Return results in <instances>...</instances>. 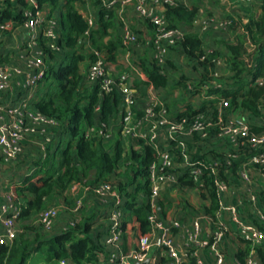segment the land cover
I'll use <instances>...</instances> for the list:
<instances>
[{
	"label": "built area",
	"instance_id": "2783aa9c",
	"mask_svg": "<svg viewBox=\"0 0 264 264\" xmlns=\"http://www.w3.org/2000/svg\"><path fill=\"white\" fill-rule=\"evenodd\" d=\"M5 1L0 0V8L5 6ZM97 1L107 10L113 9L116 4L120 8L132 4L137 18L148 22L153 28V35L147 42L153 48L152 60L164 73L166 50L180 44L186 32L180 26L170 25L165 11L157 9V6L160 3L166 6L177 1ZM238 1L241 4L255 5L258 13L260 12L262 0ZM28 2L34 10H23L25 37L16 44L23 51L20 55L22 64L10 61L0 63V95L9 98L0 100V162L3 163H10L21 155L28 141L34 142L43 158L59 138V121L47 117L32 104L36 87L43 80L48 68V53L61 51L59 24L55 16H49L37 6L36 0ZM86 19L89 27H92V19ZM234 21V16L207 17L200 22V30H225ZM13 24L10 21L0 23V43ZM240 31L243 33V28ZM88 33L87 30L84 35L87 36ZM122 43L126 46L138 44L137 34L125 27ZM93 53L95 58L86 69L85 81L98 84L100 94L118 91L121 101L114 118L107 122L97 118L93 124L85 126L83 132L85 137L97 138L104 146L110 145L118 134L119 139L130 140L134 149L137 144H142L154 150L155 159L148 166L147 173L149 192L138 194L145 198L150 230L141 233L134 219L125 218V193L115 183L109 179L88 182L90 177L71 184L72 204H50L38 213L34 222L48 235L55 218L61 210H65L71 215L63 229L65 231L82 221L85 210L91 206L94 212L90 220V233L100 246L95 264H183L188 249H179L174 241V231L186 226L178 219L162 218V197L167 191L176 192L182 186L178 177L183 174H187L194 184L185 187H193L199 191L207 189L205 177H208L212 178L218 197V209L213 215L209 214L216 219L217 227L208 238L199 239L202 228L199 218H195L190 223L189 238L210 249L214 256L213 264H223V253L219 244L228 230L223 218L226 213L238 235L251 246L243 264H260L257 250L264 247V211L256 207L258 198L252 189L251 172H258L264 180V131H251L252 122L243 115H233L228 109V98H217L213 95L207 98H217V101L207 104L201 111L190 115H171L167 105L157 94H139L137 86L133 85L134 74L121 73L112 76L101 51L94 50ZM134 68L140 71L137 64ZM213 75L216 76V72ZM255 83L263 85L264 78H257ZM201 87L207 90L211 87L221 88L223 84L212 81L202 84ZM186 88L192 92L195 82L187 80ZM95 111H99V105L95 106ZM193 138L211 142L221 140L225 145L241 152L244 158L238 179L246 186V200L254 207L257 222L244 220L239 206L224 200V194L230 189L235 157L232 148L211 153L213 155L207 158L196 157L188 145L189 139L195 141ZM19 183L10 182L5 189L0 186V245H11L21 232L20 215L26 206V199L13 189V185ZM126 237L131 239L127 241ZM190 256L195 257L196 253L191 252ZM195 264L208 263L196 259Z\"/></svg>",
	"mask_w": 264,
	"mask_h": 264
},
{
	"label": "trees",
	"instance_id": "16d2710c",
	"mask_svg": "<svg viewBox=\"0 0 264 264\" xmlns=\"http://www.w3.org/2000/svg\"><path fill=\"white\" fill-rule=\"evenodd\" d=\"M84 1L36 0L39 8L48 6L50 11H59L56 18L59 24L61 51L48 53V68L43 80L37 85V98L32 104L47 117L57 119L60 131L54 147H50L43 160L35 162L34 171L26 175L19 184L13 185L14 191L25 197L26 206L20 215L21 232L17 238L11 245H0V264H28L31 260H39L45 264H63L61 261L66 264H95L100 246L90 233V220L93 216L83 218L74 227L51 235L44 234L39 225L36 226L30 221L46 207V199L53 194L63 196L64 200L70 199L72 204V183L88 177V182L106 180L119 166L123 167V176L126 178L118 187L125 193V215H129L130 219L138 223L141 233L150 230L145 198L141 196L142 198L137 199L139 193L149 192L147 173L148 166L155 159L154 150L141 144L139 149L131 147L128 152H124L119 138L112 141V148L107 150L99 139L85 137L83 132V127L93 124L97 118L104 122L114 118L121 101L120 93L116 90L110 94H100L98 84L88 85L91 89L84 90L87 92L80 89L85 83L80 64L86 58H95L93 52L86 55L80 51V40L87 38L97 49H104L109 61L115 59V52L121 46L119 39L111 38L114 28L112 11L100 6L97 28L89 27L79 7ZM26 9L34 10L28 0H6L5 6L0 8V23L24 22L23 10ZM197 10L195 4L175 2L166 4L164 14L170 25L179 26L181 23L191 24ZM240 28H243L244 32L237 34L235 40L227 44L228 54L225 60L231 71L229 83L224 82L226 85L221 88H208L206 95L228 98V109L243 110L260 120L259 124L252 122L251 131H264V84L255 83L257 78H264V0L260 5L259 14L249 16ZM87 30L89 33L85 36L84 32ZM179 45L187 58L194 60L196 65L202 68L204 73L201 83L207 82L212 76L219 53L216 50L206 53L200 35L194 30L187 31ZM248 46L253 47L249 60L246 57ZM5 61L7 58L0 53V63ZM140 66L146 76L145 84H151L155 88L167 85L166 74L161 72L159 65L152 59L141 58ZM201 83L195 86L194 91H198ZM43 84H46V87L40 91ZM217 98L205 101L198 109L187 106L179 115L201 111L207 104L217 101ZM96 105H99L98 112L95 111ZM57 151L60 161L55 166L53 160ZM207 153L199 154L197 151L194 155L206 158ZM237 166L238 162L234 161L233 168ZM178 180L183 186L194 185L187 174L179 176ZM205 185L209 201L205 211L213 215L219 205L212 178L205 177ZM260 198L264 203V192ZM126 239L128 241L131 238ZM258 255L261 264H264V253L261 249H258ZM237 256L243 261L241 252ZM188 264H194L193 257L189 259Z\"/></svg>",
	"mask_w": 264,
	"mask_h": 264
},
{
	"label": "crops",
	"instance_id": "0c3cea01",
	"mask_svg": "<svg viewBox=\"0 0 264 264\" xmlns=\"http://www.w3.org/2000/svg\"><path fill=\"white\" fill-rule=\"evenodd\" d=\"M177 2H182L184 4H195L198 7L197 14L195 18L193 19L191 24H184L181 23L179 26L185 30V32L194 30L198 32L202 39V47L203 50L207 53L209 51L216 50L219 53V57L216 59L214 64V70L212 72V76L207 82H217L222 83L223 86L226 85L225 83L228 81L218 80V72L216 71L218 65H227L225 57L228 54L227 44L231 43L235 40L236 35L239 33H242L240 31V26L245 23L249 16H251V8L254 5H248V4H241L238 0H175ZM100 7V4L97 0H85L82 5H80V10L84 14L85 17L91 18L93 21V28H97V15H98V9ZM166 6L164 4H159L157 6V9L164 10L165 11ZM42 10L46 14L53 15L57 17L59 14L58 10L50 11V7L43 6ZM112 11V24L114 26L113 30L115 29L116 39H119L121 42V46L116 50L115 52V59L112 61H106L107 68L109 69V73L112 76H117L121 73H132L135 76V79L133 81V85L137 86L139 94L142 96H147L148 94L151 95L152 93H155L158 95V97L167 105L169 103L172 106V100H171V93L175 92L174 86L171 85L175 83L173 80L174 78L171 77V72H174L172 65L169 63V61L173 60L175 57V50H180L182 52V55L178 62L182 61L183 57L186 56V54L183 51V48L181 45H175L166 50V63L164 65V74L167 76V85L165 87H159L155 88L151 84H145L146 76L144 74L142 66H140V59L141 58H148L149 60L152 59L153 54V48L147 42L152 35H153V28L152 26L143 20H140L137 18L135 11L133 9L132 4H128L127 6H124L123 8H120L118 4H116ZM223 16H234L235 21L234 24L225 30H214V29H208L205 31L200 30L201 21L204 20L207 17H223ZM22 23H15L13 24V30L7 35L4 36L3 42H5V39L8 38L10 44L13 45V49L15 54L13 56H8L7 52L4 50V47H1L0 43V53L2 56H5L7 58V61L14 62L17 64H22V60L20 58V55L22 54V50L17 48L16 44L22 41L25 37L26 29L22 25ZM127 27L132 32L136 33L139 39V43L135 45L126 46L122 43V33L123 29ZM84 41L89 40L87 38L84 39ZM224 44L225 46V56L220 54L219 46ZM97 50V49H95ZM174 50V51H173ZM94 51V50H93ZM92 51V52H93ZM103 54L102 50H100ZM135 52V53H134ZM104 55V54H103ZM132 56V57H131ZM132 59V60H131ZM190 60V59H189ZM135 61H138V63H135ZM139 66L140 71H137L134 66ZM197 66L196 76L192 78H188L185 80V89L187 91V97L195 98L196 96H201V105L208 99L206 95V90H203L201 85V77L203 75V70L201 67ZM228 66V65H227ZM81 71V70H80ZM216 72V76L213 75V73ZM193 73V72H192ZM83 75V82L85 84L90 85L88 82L85 81V75ZM193 75V74H192ZM217 77V78H216ZM187 80H193L198 81L201 85L198 87V91H188L186 88V81ZM205 82V83H207ZM225 82V83H224ZM173 88V89H172ZM35 94L33 96L34 100L37 98V87L35 90ZM8 100L9 98H6L3 95H0V100ZM166 99V100H165ZM194 102V100H193ZM206 104V103H205ZM180 106L177 107L175 110H173L172 106L169 111L171 115H179L181 112H184L188 105L179 104ZM200 105V104H199ZM200 105V106H201ZM192 109H198L199 106L195 103L191 104ZM231 113L235 116L244 115L250 122L254 119L256 124H259L260 120L258 118H253L249 115V113L244 112L243 110H231ZM261 123V122H260ZM86 126V125H85ZM84 128V127H83ZM189 148L191 149L192 141L189 140L188 142ZM141 144H138L136 147L139 149ZM231 149L232 147L225 145V143H222L221 140H215L212 142V145L209 147L208 150H200L199 148L193 150L194 153L198 151L199 154H202L204 152H208L206 155L207 157L212 156L211 153H220L223 152L225 149ZM37 147L34 144V142H27L25 145V149L21 155L16 157L13 161H11L9 164L10 166L13 163H21V161H26L28 157H30L32 151H37ZM136 149V148H135ZM235 153L234 161L238 162V166L236 168L232 169V173L230 176V189L228 192L224 194V200L228 203H235L239 206L241 215L244 220L250 221V222H257L256 214L254 213V207L252 204H250L246 200V186L243 182H241L238 179V173L241 169V163L244 158V156L241 154L239 150L236 148H232V150ZM44 158V157H43ZM43 158L40 157L39 159L43 160ZM39 160V161H40ZM26 163V162H25ZM25 163H21L20 165L23 166ZM13 166V165H12ZM10 167L9 170L5 171L8 173V175L11 178H6L5 180H0V186L2 188H7L10 182H13V167ZM33 169V168H32ZM27 169L25 172L26 175L30 174L34 171ZM2 174V173H1ZM256 177V181H254V177ZM252 177V189L257 194V206L259 209L264 211V203L262 202L260 196L261 193L264 192V180L261 178L260 174L256 171L251 172ZM24 178V177H23ZM178 190L180 192H193L196 190L193 187H185L181 186ZM197 191V190H196ZM200 192L203 193V205L201 207L202 211H198V207H200V201H196L193 198H188L186 196L181 197H175L176 192L173 191H167L164 195L166 200L163 201L164 204V210L162 212V218L164 220H171V219H178L183 222V224L186 226L184 229H179L178 231H174V241L178 245L179 249L181 251H187V256L184 259L183 264H188L189 259L191 258L190 253L195 252L196 256L194 258V264L196 259H202L204 262L208 264H213L214 262V256L210 249L207 246H201L197 244V240L190 239L189 238V230L191 229L190 223L193 219L199 218L200 224H201V234L199 239H206L208 236L216 229L217 222L215 218H212L209 216V213L205 211V207L208 206L209 201L207 198V189L201 190ZM142 197L138 196L139 200ZM199 205V206H198ZM166 206V207H165ZM85 214H87V210H85ZM71 218V215L65 211L61 210L59 215L55 218L53 227L51 230V234H56L61 231H63L64 228H66L69 220ZM223 218L225 219L228 230L226 231L223 240L219 244V248L223 253V264H243L246 256L248 255L250 251V244L247 242H244L242 238L238 235L236 232L235 226L228 220V216L225 213L223 215ZM190 228V229H189ZM259 249L262 250L264 253V247H260ZM241 252L243 261H240L237 254ZM257 257L259 259L258 250H257ZM259 262L261 264V261L259 259Z\"/></svg>",
	"mask_w": 264,
	"mask_h": 264
},
{
	"label": "rangeland",
	"instance_id": "374dc122",
	"mask_svg": "<svg viewBox=\"0 0 264 264\" xmlns=\"http://www.w3.org/2000/svg\"><path fill=\"white\" fill-rule=\"evenodd\" d=\"M257 9H258L257 6H255V5L252 6V8H251V16H257L259 14ZM12 30H13V26H12L11 29H8L5 32V35L6 34L8 35ZM116 37L117 36L115 34V29H114L111 38H113L115 40ZM105 39L106 38H102V40H105ZM1 47H4V50L7 52L8 56L9 55L13 56L15 54L14 49H13V45L10 44L8 38L5 39V42L1 43ZM79 49H80L81 52H83L86 55H88L93 50H95L97 48L94 45H92L90 42L88 43V41H84L83 40L79 44ZM219 49H220V54L225 56V46H224V44L219 46ZM97 50H99V49H97ZM252 51H253V47L248 46L247 47V53L248 54H246V57H247L248 60L250 59V55H251ZM102 52L104 54V57H105L106 61H109V60H107L106 51L103 49ZM181 55H182V52L180 50H175L174 59L169 61V63L171 62L170 64L172 65L173 70H174V72H171V77L174 78L173 80L175 81V83H173L171 85L172 87L174 86V89H175V92L171 93V95H172L171 96L172 106H174L173 110H175L177 107H179L180 106L179 104H184L185 106L188 105V106L191 107V104L195 103L196 105H198L200 107V105L202 103V101H201V96L202 95H200V97L196 96L195 98H190V99H189V97H187V91L185 89V80L188 79V78H192V77L196 76L197 66H196V63H195L194 60H189L185 56L183 57L182 61H180V63H179L178 60L180 59ZM91 61L92 60H90L89 58H86L83 62H81V64H80V70H81L80 72H81V74L85 75L86 69H87V67H88V65H89V63ZM135 63H138V61H135ZM216 71L218 72L217 73L218 74L217 75L218 78L216 77L218 80L228 81L230 79L231 71L229 70V67L227 65H218ZM190 76H192V77H190ZM198 83L199 82L196 81L195 82V86ZM45 87H46V84H43V87H42V89H40V91L43 90ZM82 87L85 88V89H83ZM82 87L80 86V89L83 90V91L91 89V86H88L85 83L83 84ZM84 92H87V91H84ZM193 100H194V102H193ZM207 100H209V99H206V101ZM172 106H171L170 103H169V105L167 104L168 109H170ZM263 110H264V108H263ZM240 115H242V114L240 113ZM251 122H255L254 119L251 120ZM116 138H119L118 134L115 135V139ZM64 139L65 138L62 139V141H63L62 143H64ZM120 140H121L122 145L124 147V152H128V150L131 147L134 148V145H132L130 140H125V139H123V140L120 139ZM193 140H195V141L194 142L192 141L191 144H194V145H192L191 149L195 150V149L199 148L200 150H206V151H209V152L211 151V150H208L209 147L212 145V142L210 140L201 141V140H198L197 138H193ZM112 145H113V142H111L110 145L109 144L105 145L104 147L107 150H110V147L112 148ZM136 149H138V148L136 147ZM47 153H49V150H47L46 154ZM39 155H41V153H40V151L38 149H37V151L33 150L31 155H30V157H28L26 159V161H24V162L21 161V163H25L26 162L25 165L21 166L20 165L21 163H13L12 164L13 166L12 165L11 166L13 167L12 170H13V173H14L13 174V178L14 179H10V180H14L15 182H21L23 177H25L24 175L26 174L25 172L27 171V169H30V168L34 169L36 167L35 162L40 160L39 159ZM59 161H60V156H59V153L57 151L56 154L54 155L53 164L56 166L59 163ZM11 166H10L9 163L0 162V180H5L6 178H11L8 175V173L5 172V171L9 170ZM253 177H254V181H256V177L255 176H253ZM108 179L111 180L113 183H115L117 187H119V185L124 183L125 180H126V178L123 176V167L119 166L118 169L114 173H112L109 176ZM256 182H258V181H256ZM131 188L132 187L130 186L129 189H131ZM176 193L177 194H175V197L186 196V197H188L190 199L193 198L196 201L201 200L200 201V207H198V211L197 212L202 211L201 210V207L203 205V202H202L203 193L202 192H200L199 190H197V191L194 190L193 192H190V191H188V192H185V191L180 192V190H177ZM164 200H166V198L163 195L162 201H161L162 212L164 210V204L162 203ZM55 203L56 204L62 203V204H65V205L66 204H70V199L64 200L63 196L56 195V194L55 195L53 194L52 196H50V198L46 199V206H48L50 204H55ZM93 212H94L93 208L91 206L88 207L87 208V214L84 213V217L88 218L89 216H92ZM125 218L126 219H130L129 215L128 216L125 215ZM30 222L32 224L38 226V223L36 221L34 222V218ZM30 235H32V233H30ZM28 264H45V263L42 262V261H39V260L38 261L36 260V262L35 261L32 262V260H31ZM63 264H66V262H64Z\"/></svg>",
	"mask_w": 264,
	"mask_h": 264
},
{
	"label": "water",
	"instance_id": "95a60500",
	"mask_svg": "<svg viewBox=\"0 0 264 264\" xmlns=\"http://www.w3.org/2000/svg\"><path fill=\"white\" fill-rule=\"evenodd\" d=\"M139 264H146L145 262L139 263Z\"/></svg>",
	"mask_w": 264,
	"mask_h": 264
}]
</instances>
